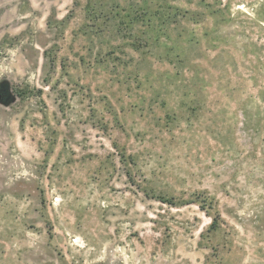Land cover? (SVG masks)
Segmentation results:
<instances>
[{
    "label": "rangeland",
    "instance_id": "374dc122",
    "mask_svg": "<svg viewBox=\"0 0 264 264\" xmlns=\"http://www.w3.org/2000/svg\"><path fill=\"white\" fill-rule=\"evenodd\" d=\"M0 84V264H264V0H0Z\"/></svg>",
    "mask_w": 264,
    "mask_h": 264
},
{
    "label": "flooded vegetation",
    "instance_id": "af4514ba",
    "mask_svg": "<svg viewBox=\"0 0 264 264\" xmlns=\"http://www.w3.org/2000/svg\"><path fill=\"white\" fill-rule=\"evenodd\" d=\"M7 97L6 90L3 88V85L0 84V102H5Z\"/></svg>",
    "mask_w": 264,
    "mask_h": 264
},
{
    "label": "trees",
    "instance_id": "16d2710c",
    "mask_svg": "<svg viewBox=\"0 0 264 264\" xmlns=\"http://www.w3.org/2000/svg\"><path fill=\"white\" fill-rule=\"evenodd\" d=\"M215 222V221H214Z\"/></svg>",
    "mask_w": 264,
    "mask_h": 264
}]
</instances>
